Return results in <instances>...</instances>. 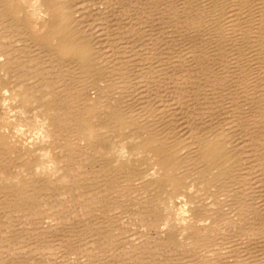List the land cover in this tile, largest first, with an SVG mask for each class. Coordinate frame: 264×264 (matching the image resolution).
<instances>
[{"label": "bare ground", "instance_id": "obj_1", "mask_svg": "<svg viewBox=\"0 0 264 264\" xmlns=\"http://www.w3.org/2000/svg\"><path fill=\"white\" fill-rule=\"evenodd\" d=\"M56 2L62 35L0 0L4 81L51 136L0 137L3 264H264V0ZM126 138L131 161L112 167ZM48 149L55 179L34 171ZM195 184L215 208L194 196L178 227L169 200Z\"/></svg>", "mask_w": 264, "mask_h": 264}, {"label": "clouds", "instance_id": "obj_2", "mask_svg": "<svg viewBox=\"0 0 264 264\" xmlns=\"http://www.w3.org/2000/svg\"><path fill=\"white\" fill-rule=\"evenodd\" d=\"M21 4L26 5L23 11L17 13L18 17H24L27 14V17L32 20V28L34 31H39L43 33L47 30V21L48 13L44 10L42 5V0H19ZM43 24V27H41ZM19 44V42H17ZM5 60L4 56H0V64H3ZM86 62V58L82 60V63ZM8 75L0 69V80H7ZM101 87H103V82L101 81ZM12 95V92L7 87H0V137L10 136L12 143H19L23 148H34L37 144H46L51 141V136L48 134L49 127L47 119H43L39 114V109L33 108L32 112H27L24 108H16L11 105L15 104V100L8 99ZM92 99H95V91H92ZM31 115L33 117L34 127H29L27 124L23 123V118ZM18 117L21 119L18 120ZM84 141H81L83 143ZM131 140H126L121 143L119 152L117 153L118 159L114 163V167L118 166L121 160L130 162L132 155L127 150V145L132 143ZM138 142V141H137ZM103 151V150H101ZM42 160L47 161L46 164L38 165L35 167L34 171L37 175L40 174H52V178L55 179L57 176H60V171L58 169V162L53 155L51 149L37 151L36 153ZM150 155V154H149ZM137 159L143 156V153H138L135 155ZM107 158H111V153L108 154ZM227 166V165H226ZM17 172L24 174V169H17ZM150 177L155 178L157 176V168L154 167L151 172L148 174ZM67 178H64L66 181ZM20 176L18 175L13 182L19 183ZM195 190V185H192L188 188V192L191 193ZM61 199H67V195L60 197ZM211 198H209V205L212 208H215L214 204H211ZM261 200H257V204H260ZM169 206L175 209L174 222L179 227L181 225L187 226L191 222V213L189 211L190 204L186 201L184 196H178L175 203L169 200ZM45 207H47L45 205ZM55 219L48 217L45 219V224L55 223ZM211 223V221H201V224ZM168 227V222H166L163 229ZM187 235L186 231L179 234V239L183 240L184 236ZM73 260L76 259L75 256L72 257ZM0 264H3V261L0 260ZM83 264V261L81 262Z\"/></svg>", "mask_w": 264, "mask_h": 264}, {"label": "rangeland", "instance_id": "obj_3", "mask_svg": "<svg viewBox=\"0 0 264 264\" xmlns=\"http://www.w3.org/2000/svg\"><path fill=\"white\" fill-rule=\"evenodd\" d=\"M15 2H16V4L19 6V7H21V8H23L22 10H24L25 9V7H26V5H24V4H21L20 2H19V0H14ZM57 0H50L49 2H48V4H50L51 5V7L50 8H48L49 10H45V8H44V5H43V8H44V10L48 13V19H47V22L45 21V23H47V25H48V27H47V30L48 31H52V32H54L53 34H55V33H57L58 35H62V33H63V29H64V25H63V20H62V16H61V14H60V11H61V9H60V3H57L56 2ZM23 6V7H22ZM25 16L27 17V14H25ZM27 20L29 21V24H31V26H32V24L34 23L32 20H30L28 17H27ZM52 25H53V27H52ZM42 27H43V25H42ZM50 29V30H49ZM74 30V28H71V31H73ZM56 31V32H55ZM74 41H76V40H74ZM0 87H7V88H9V90L11 91V90H14V88H12L11 86H10V84H8L7 82H5L4 80H0ZM12 92V91H11ZM8 99H10V100H15L16 101V103L15 104H13V105H11L12 107H17V104L18 105H20V106H24L25 107V109H26V111L27 112H32V110H33V108H35V105H36V103H35V101H34V99L33 98H28V97H24L23 96V93H21V92H17L16 94H14V93H12V95L8 98ZM19 119H21L20 117H18ZM33 117L31 116V115H29V116H27L26 118H23V123H25L26 122V120L27 121H29L28 123L26 122L25 124H27L29 127H34V124H33ZM18 119V120H19ZM25 121V122H24ZM31 121V122H30ZM31 124V125H30ZM33 125V126H32ZM124 128V127H123ZM126 137V136H125ZM117 137H115V139H116ZM123 141V140H125V138H124V135H122L121 137H118V139H116V143L115 144H117L118 142H120L121 140ZM127 140H128V138H126ZM115 141V140H114ZM115 144H113V147H114V149H115V147L117 148V145H115ZM115 145V146H114ZM113 147H112V149H113ZM118 147H119V145H118ZM108 152V153H107ZM104 151V153H106V155L107 154H109V153H111V151ZM107 157H108V155H107ZM113 158V164H111V166L112 167H114L113 165H114V162H115V160H114V155H111V158H110V162L112 163V161H111V159ZM192 186V185H191ZM196 186H198V185H196L195 184V191H192L191 193H189L188 192V188L187 189H185L184 190V192H183V194H178L179 196L180 195H182V196H184L185 198H187L186 199V201L188 202V203H190V202H193L192 200L194 199V196H196V199H198V198H200L199 200H198V202L200 203V200H202V201H206V200H209V197L210 198H212V199H214L215 198V192L212 190V191H210L209 190V192L207 193V192H205V193H207V194H205L204 193V191H205V189L206 188H204V189H197L198 187H196ZM200 191V192H199ZM197 192V193H196ZM134 193H135V191H134ZM134 193H132V195H134ZM190 196H189V195ZM199 194V195H198ZM203 194V195H202ZM178 195H176V197H175V199L177 198V196ZM193 195V196H192ZM207 195H210V196H207ZM212 195L214 196V197H212ZM135 196V195H134ZM189 196V197H188ZM204 198V199H203ZM127 208H125V210H126ZM194 210H193V212H197V213H199L200 211H198V210H200L201 208H200V206H198V207H194L193 208ZM198 209V210H197ZM127 210H129V209H127ZM125 211V212H118L116 215H114L116 218H117V220H122L121 222H123V221H127V222H129V219H130V223L132 222V219H131V217H130V212L128 213V211ZM130 211V210H129ZM195 212V213H196ZM123 213L125 214V215H123ZM126 213H128L127 215H126ZM118 216V217H117ZM126 216V217H125ZM130 217L129 219H128V217ZM120 217H122V218H120ZM124 218H126V219H128V220H126V219H124ZM176 236V235H175Z\"/></svg>", "mask_w": 264, "mask_h": 264}]
</instances>
